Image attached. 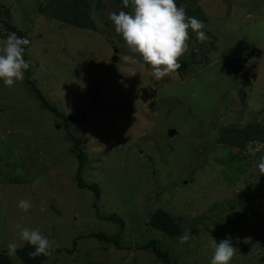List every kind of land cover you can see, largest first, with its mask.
<instances>
[{
  "label": "rangeland",
  "instance_id": "obj_1",
  "mask_svg": "<svg viewBox=\"0 0 264 264\" xmlns=\"http://www.w3.org/2000/svg\"><path fill=\"white\" fill-rule=\"evenodd\" d=\"M70 1L0 0L30 41L31 61L30 84L0 81V253L20 264L7 244L23 247L19 231L28 227L54 249L40 264H165L144 248L152 241L173 264H210L212 238L229 236L230 264H264V0H230L223 20L205 24L204 42L189 29L180 58L189 69L159 81L142 60L122 59L135 54L109 20L124 11L119 0H84L95 30L57 17ZM9 33L0 22V39ZM73 137L86 157L80 178L98 198L77 187ZM20 200L32 208L19 209ZM158 210L179 221L180 235L148 225Z\"/></svg>",
  "mask_w": 264,
  "mask_h": 264
},
{
  "label": "clouds",
  "instance_id": "obj_2",
  "mask_svg": "<svg viewBox=\"0 0 264 264\" xmlns=\"http://www.w3.org/2000/svg\"><path fill=\"white\" fill-rule=\"evenodd\" d=\"M130 4L133 12L120 11L109 15L116 33L122 36L129 52L135 54L124 55L122 59L130 64L142 60L150 66L151 75L157 81L177 73L181 68L179 60L189 51V29L197 34L198 41L209 39L202 30L205 24L194 16H187L186 5L178 7L175 0H123L125 8ZM29 43L26 37H19L15 32L9 33L6 39H0V81L8 88L25 78V70L31 65V61L24 59L25 46ZM129 71L131 76L137 74L134 67H130ZM258 168L264 175V155L260 157ZM17 206L27 212L32 208V203L30 200H20ZM19 236L34 248L28 253L29 257L52 255V243L39 229L20 227ZM189 239L188 232L178 237L180 244L187 243ZM211 243L214 255L210 264H230L237 251L231 237L219 243L212 238ZM7 249L8 255L14 256L18 245L15 242L8 243Z\"/></svg>",
  "mask_w": 264,
  "mask_h": 264
},
{
  "label": "trees",
  "instance_id": "obj_3",
  "mask_svg": "<svg viewBox=\"0 0 264 264\" xmlns=\"http://www.w3.org/2000/svg\"><path fill=\"white\" fill-rule=\"evenodd\" d=\"M71 3H65L67 6V11H69L70 13H63V14H59L57 17L61 19V21L64 22V20H66L67 18L71 17L72 19H68V23H71L73 25H75L78 28H83V29H88V30H95L96 26L94 24V22L91 20L89 11H88V6L85 3L84 0H74V1H70ZM119 5L123 7L125 12H128V7L125 8L123 5V0H119L118 1ZM73 9V10H72ZM69 15V16H68ZM79 15L80 19L77 18V16ZM6 18V19H4ZM9 18V12L8 10L4 9L3 7L0 6V22H3L6 26V28L8 30H10L11 32H15L17 34V36L19 37H24V34L17 30L15 27L11 26L10 24H8V19ZM66 24V23H65ZM28 46H25V54H24V59L26 61H29L27 59L26 56V50ZM191 56H194L195 49L191 50ZM194 59V58H193ZM179 63L182 65L181 68L178 70L179 73H185L188 69L189 66L191 65V62L185 61V60H179ZM31 71V65L29 67V69L25 70V72L27 73L25 79L27 81L28 84H30V82L28 81V73ZM246 77H244L243 82H246ZM31 90L37 95L38 99H40L41 104L43 105V107L45 109H48L49 111L53 112L54 114H56L58 117H61V114L59 113V111L51 105H48L43 96L41 95V93L39 92L38 89H36V87L34 85L31 84ZM256 131L260 130L259 127H256L255 129ZM241 133L243 134V129L240 130ZM239 134L238 133L235 136V131L232 130V138L236 141L239 140ZM245 137L246 136H252L249 134V131H244ZM257 138H259L260 136L257 135ZM73 141L75 142V147L78 151V155H77V160H78V168H77V187L78 188H87L88 190H91L94 192V194L96 195V198L99 197V189L96 185L91 184L88 185L86 183H84L81 178L80 175L83 172V168L85 167L86 164V157H85V152L82 150L81 142L79 140H77L76 138L73 137ZM87 169V168H86ZM120 223V225L123 226V222L122 221H118ZM148 225L154 229H157L165 234H167L169 237H174V236H178L181 234L182 229L180 226L179 221L173 217L172 215H170L169 213H167L164 210H158L157 212H155L151 218L149 219ZM101 233H97V234H92L91 236H95L100 238H105V235H100ZM116 237L112 238V240H115ZM148 248L151 249L152 252L155 254V256L157 257V259H159L161 262L165 263V264H173L171 263L169 256L167 255V253L163 252L160 250V247L157 246V243L155 241L150 242L149 244L145 245L144 248ZM34 251V248L30 245H28L27 243H25V245L23 247H21L20 249L17 250V257L20 260V264H40L45 258L46 256H38L36 258H31L29 257L28 253ZM54 252V251H53ZM0 264H13L10 259L4 254V253H0Z\"/></svg>",
  "mask_w": 264,
  "mask_h": 264
},
{
  "label": "crops",
  "instance_id": "obj_4",
  "mask_svg": "<svg viewBox=\"0 0 264 264\" xmlns=\"http://www.w3.org/2000/svg\"><path fill=\"white\" fill-rule=\"evenodd\" d=\"M175 2L178 7L186 5L187 16L205 19L202 21L204 24H206L210 18L218 15L220 19H222L223 10L230 5V0H175ZM211 2L212 4L210 6ZM212 12L216 14L213 15ZM206 32L208 33L207 35L212 36L210 29Z\"/></svg>",
  "mask_w": 264,
  "mask_h": 264
},
{
  "label": "water",
  "instance_id": "obj_5",
  "mask_svg": "<svg viewBox=\"0 0 264 264\" xmlns=\"http://www.w3.org/2000/svg\"><path fill=\"white\" fill-rule=\"evenodd\" d=\"M116 53H118V49H115V53L114 54H116ZM111 61L116 63L117 62V55H113ZM175 132H176L175 130L171 129V130L168 131V134H169V136H172V135L175 134Z\"/></svg>",
  "mask_w": 264,
  "mask_h": 264
}]
</instances>
